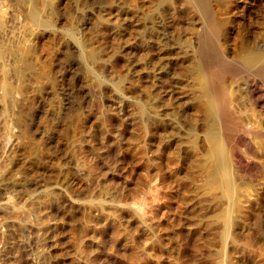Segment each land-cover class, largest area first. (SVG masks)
Listing matches in <instances>:
<instances>
[{"label":"rangeland","instance_id":"rangeland-1","mask_svg":"<svg viewBox=\"0 0 264 264\" xmlns=\"http://www.w3.org/2000/svg\"><path fill=\"white\" fill-rule=\"evenodd\" d=\"M262 34L264 0H0V264H263L221 239L193 77Z\"/></svg>","mask_w":264,"mask_h":264},{"label":"bare ground","instance_id":"bare-ground-1","mask_svg":"<svg viewBox=\"0 0 264 264\" xmlns=\"http://www.w3.org/2000/svg\"><path fill=\"white\" fill-rule=\"evenodd\" d=\"M200 4H202V3H200ZM34 5H35V3H34ZM34 5H33L34 8L31 6V9L29 10V12H27L28 15L26 14L29 17V19H31V23L32 22L35 23V26H38L36 24L40 23V25L42 24L45 28L46 27L48 28V26H50V28H51V26H53L52 21H50V20H49L50 22L48 20L46 21L47 18L44 21H43L42 17H41V19H40V17L38 18V15L36 12L37 8H35L37 5L36 6H34ZM198 10H199V8H198ZM205 28H208V26L207 27L205 26ZM210 29L212 30V28H210ZM210 29H208V30L211 31ZM216 32H218V31L216 30ZM257 37H259V38L254 39V41L252 40V44L248 45V47L246 49L244 48L245 50H243L241 48V50H243L242 52L240 51L241 54L227 57L223 53L224 55L221 56V58L219 59V61L216 64H211V63H209V61H205L203 63V65L202 64H201V66L199 65L200 66L199 68H197V66H196L197 70L193 66V68L196 70L194 75H193V77L197 78V79L195 78L196 82H199V78L204 77V81L202 80L203 82L201 84H198V86H196L198 88H194V89H198V92H196V94L198 93V95L200 97H202V99L204 100L203 101L204 109H202L205 113L204 118L206 116L205 119L210 121V124H208L209 128L207 126L208 129L206 128L207 131L205 132V137L203 139L206 141L205 142L206 145L204 144L205 146H203L204 148L202 149V151H203L202 154H200L201 152H197L198 150H200V147L198 150H196V152L201 155V158L199 155L196 156V157H199V159H196L197 168H195V169L199 170L198 173H200V175H199L200 178L203 179L205 182H207V184L209 183V185H211V188L213 189L214 194L212 192V195H214V197L213 196L212 197H213V199H215V202H216L215 203L216 208H217L216 211L218 210L216 222H218V225H219L218 228H220V229L222 228V230L219 232H221L220 234H221V239L223 240V242H226L227 238H229L230 242L228 241L229 242L228 244L229 245L231 244V247H232L231 251H233L232 253L235 254V257L236 256H242V257L245 256V258L246 257L247 258L258 257V259H260V261L263 260L261 263L264 264V35L262 34V37H260V36H257ZM210 39L208 40L209 42L211 41ZM74 40H76V39H74ZM250 41H251V39H250ZM76 42H77V40H76ZM211 42L213 43V40ZM203 46H205V45L203 44ZM243 46H244V44H243ZM1 48H3V47H0V57L3 56V54L1 55ZM210 48H211V46H210ZM89 50H92V49H89ZM214 50H215V48H214ZM204 51H206V50H204ZM204 51H202V53ZM199 52H200V50H199ZM87 53L90 54L93 57V59L95 58L93 56V53H94L93 51H88ZM95 53H96V51H95ZM217 55H219V54H217ZM92 57H90V58H92ZM96 57H97V53H96ZM99 59H100V57H99ZM26 60L24 59L23 61H20V63L22 62V64H24L25 67L28 68L31 63L28 64V62ZM189 63H191V62H189ZM182 70H185V69H182ZM187 72H189V71H187ZM225 73H228L231 75V76H229L230 79L233 76L232 77V79H233L232 83L229 84V83H227V81L225 83V80H224V79H226V77L224 78ZM242 73H244L245 76H242ZM192 81L195 82L194 79H192ZM190 82H191V80H190ZM194 82H192V83L194 84ZM196 82H195V84H196ZM7 84H8V86L11 85L9 83H7ZM7 84L4 85V87L5 86L8 87ZM195 84H194V86H195ZM189 88H191V87H189ZM10 89L12 90L13 88H10ZM6 90L9 91V93L6 91L5 92L8 94L7 97L10 98L9 94H11L10 93L11 91L9 90V88H6ZM192 90H193V88H192ZM6 93H3V94H5V96H6ZM198 95H197V97H198ZM197 97H195V99ZM200 97H199V99L202 100ZM187 100H189V99H187ZM191 101H193V99H191ZM196 101L198 102V99ZM201 105H202V103H201ZM197 108H199V107H197ZM197 110H198L197 113L200 114V110L199 109H197ZM200 118H201V116H200ZM195 119H196V117H195ZM190 120H192V119H190ZM190 120H188V121L190 122ZM196 121L194 120L193 122H196ZM185 122H186V120H185ZM190 123L192 125V121ZM195 124L193 126H195ZM188 126H190V125L188 124ZM186 128H187L186 130H188V127H186ZM190 130H192V129L188 130L189 133L192 132ZM194 131H196V129ZM204 131H205V129H204ZM186 133L187 132H185V136L189 137L188 134L186 135ZM176 134H177V132H176ZM193 134L194 135L196 134V136L198 135L197 133H193ZM194 135L193 136L190 135V136L195 138L196 136L194 137ZM172 136H174V135H172ZM185 138H183V139H185ZM193 138H190L192 140V142L197 143L195 141H198V137H196L197 140H196V138H195V140H193ZM200 138H203V137H200ZM168 139H167V141H168ZM178 140H180V139H178ZM186 141H188V140H186ZM167 143L169 144V142H167ZM201 143L199 142V144H201ZM186 144H187V142H186ZM194 145H192V147L194 146L196 148L197 144H194ZM188 146H190L189 142H188ZM184 148H183V152L185 150ZM190 148H191V146H190ZM195 148H194V150H195ZM187 149L188 148H186V150ZM192 149L193 148H191L190 150H192ZM194 150H192V151H194ZM177 153H179V152H177ZM184 154H185V152H184ZM172 155H174V154H172ZM193 157H194V155L191 158L193 159ZM181 158H183V157H181ZM177 159H178V157H177ZM194 160H195V158H194ZM192 162H193V160H192ZM187 163H190V161ZM190 167H191V165H190ZM194 167H196V166H194ZM188 168H189V166H188ZM195 169L193 168L194 171H195ZM193 170L191 171L192 173H193ZM155 171H157V170H155ZM198 173L196 174V176H198ZM152 176L153 175H151V177ZM192 176H194V175H192ZM193 179H192V181H193ZM188 180H190V179H188ZM203 180H201V182ZM203 185H205V184H203ZM201 186H202V184H201ZM165 187H166V185H165ZM209 192H211V191H209ZM204 193L207 194L208 191H206ZM48 195H51L50 192L48 194H47V192L46 193L43 192V194H41V199H42L41 202H47L48 198H49ZM181 195H182V193H181ZM194 196H195V194H194ZM167 197H168V195H167ZM211 198H210V200H213ZM198 199H200V198L198 197ZM212 206H215V205H212ZM219 232H217V233L219 234ZM218 240L219 241H217V242L219 243L220 239H218ZM222 240L220 243H222ZM224 244L225 243H223V245ZM221 245L222 244H220V247H221ZM219 251H220V249H219ZM239 253L241 255H239ZM221 258H222V256H221ZM238 258L235 260H238ZM233 260L234 259H232V261ZM235 260H234L233 264H236V263L238 264V262H235ZM239 260H241V259H239ZM221 261H223V260H221ZM219 264H220V262H219ZM221 264H222V262H221Z\"/></svg>","mask_w":264,"mask_h":264}]
</instances>
